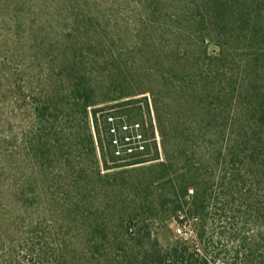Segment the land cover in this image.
<instances>
[{"label":"rangeland","instance_id":"1","mask_svg":"<svg viewBox=\"0 0 264 264\" xmlns=\"http://www.w3.org/2000/svg\"><path fill=\"white\" fill-rule=\"evenodd\" d=\"M190 1L0 0V262L50 264L59 256L56 245L62 243L70 264H118L130 252L122 230L135 225L143 233L152 230L150 242L188 240L207 256L206 264L263 263L262 157L255 154L239 165L254 176L239 174L233 193L232 167L224 155L219 156L227 146L219 133L233 130L228 112L215 115L214 92L203 106L206 92L200 85L192 90L190 82L182 92L176 77L160 78L163 67L183 62L176 48L194 46L197 40L194 33L190 42L197 27L196 5L183 18L165 22L166 13L177 14L183 11L178 6ZM189 16L192 20L187 23ZM206 43L210 54L218 53L216 40ZM231 49L228 66L241 72L248 43L232 42ZM176 70L180 76L177 66ZM252 82L258 87L256 80ZM75 88H88L98 101L89 108V118L68 99ZM47 100L53 109L42 120L35 119L34 102ZM250 106L258 103L247 97L241 106L242 127L255 133L250 145H263V133L256 131L264 123ZM109 112L144 120L153 112L160 133L159 158L155 159L154 148L151 155L114 159L104 136ZM165 150L178 155L166 169L158 166L165 162ZM142 159L150 160L137 163ZM96 161L100 169L109 165L110 173L128 172L113 180L117 188L86 177L82 169L87 167L89 176L94 175ZM177 176L187 186L198 183L202 192L207 190V211L201 222L172 218L153 225L154 211L148 204L156 200L161 210L166 198H158L163 191L147 190L146 184L163 181V189L171 193L166 181ZM252 183L256 185L250 190ZM150 192L154 194L145 199ZM171 197L167 200L173 206ZM106 223L118 231L110 241L97 233L101 227L91 230V225ZM102 243L108 249L113 246L112 258L89 254L92 249L101 252Z\"/></svg>","mask_w":264,"mask_h":264},{"label":"trees","instance_id":"2","mask_svg":"<svg viewBox=\"0 0 264 264\" xmlns=\"http://www.w3.org/2000/svg\"><path fill=\"white\" fill-rule=\"evenodd\" d=\"M194 5L198 8L197 14L193 15V20L197 23V27H193L190 42L195 38L194 33H196L197 40L194 46L189 44L190 46L187 45L189 46L187 48H176V51L181 55L179 56L178 54L179 60H183V62L171 64L168 69L163 67L164 71L161 72L160 78H162L163 81H167L172 77H176L175 79H177L180 86L183 87L181 88L182 92L185 88V84L190 82L192 83V90L198 88L197 86L200 85L199 88L201 91L206 92V94H203L205 96L202 95L201 99L203 106L208 105L207 100L209 94L214 92L215 97L217 98L214 108L215 115L219 118L223 117V114L226 111L228 112L227 121L233 126V130L229 134L225 133V131L219 133V137L220 134H223V138H226L227 144L226 148L221 149L219 156L224 155L227 160V165L232 167L229 171V174L231 175L229 183H231L232 192L235 193L239 181V174L243 172L245 176H254L252 171L247 168L241 170L239 165L247 164V159L256 154L262 157L259 166L264 167V144L250 145L252 144L251 140L254 138L255 133L250 135L247 130L243 129V118L241 117V106L245 104L246 98L249 97L251 102L258 103V106H250L249 109L252 107L255 115H258V119L264 123V0H193L187 2L185 6H178L181 7L179 9H183V11L177 12V14L172 15L166 13L167 17L165 22L169 21L172 23L174 22L175 17L178 19L183 18L187 14V11L190 12L194 10L192 9ZM191 20L190 16L186 18L187 23H190ZM219 27L221 28L220 30L218 29ZM242 39L248 43L249 51L246 54L247 61L245 63V69H241V72L240 69H238L239 72H237L233 69L234 65L228 66V62L232 60L230 59L233 55L231 51L232 42H240ZM210 40H216L219 47L218 53H209L206 42ZM170 42L169 39V43ZM173 44L175 43L173 42ZM172 54L177 55L175 52ZM176 66L181 72L180 76L176 74V72L178 73ZM187 67L190 69H187ZM250 77H252V79L248 81ZM253 80L257 81L256 83H258V87L253 86ZM233 82H235L236 85H234ZM208 86L213 87L212 92H210L211 90L206 91ZM68 99L73 100L76 108L87 118H89V108L98 104V101H96L90 95V92H88V88H83L82 90H80V88H75L73 96H68ZM53 107L54 106H52L48 100L43 104L34 102L35 119L42 120L45 112L53 109ZM94 112L96 113V110ZM258 112H260V115ZM238 124L241 125L242 129L237 130L235 128ZM257 132H262L264 136V128L260 127V130H257L256 134ZM164 137H166L165 132ZM90 139L91 142L94 143L93 135H91V133ZM93 152L95 155L96 149H94ZM155 152L157 156L155 159H158L159 149L157 146ZM151 154L150 151L149 155ZM177 157L176 155L174 156L171 154L168 150H165V162H161L158 166H162L166 169L170 164L174 165L172 159ZM149 160L150 159H142L137 163ZM104 165V168L100 169L99 161H96V167L98 168H95L94 164H92V168L95 171L94 175L90 174L89 176V169L87 167H84L82 171L86 174L87 178L91 179V181L97 177L99 180L104 181V186L112 187L113 189L117 188V185L113 180L117 178L119 174H125L128 172L118 171L110 173L109 170L111 167L106 163H104ZM245 176H242V180L246 179ZM178 178L179 176H177V178L170 177L166 181L170 185L171 193L165 192L163 189L165 187L163 181L156 183L152 180L146 184L147 190L154 188L163 191L157 196L158 198H166L163 205H161V210L156 206V200L154 201L151 199V202L148 204L149 208L154 211L150 217L153 225L162 224L165 223V221L167 223L168 220H171L172 218H182L181 222H186L188 220L201 222L203 219V214L204 212L206 213L208 208L207 190L205 189L202 192L198 183L187 186L181 183ZM260 184L263 189L261 196L264 200V183ZM255 185L256 183H252L249 186V189L253 190ZM191 190L192 193H190ZM154 191L155 194H157V191ZM258 192L260 194V191ZM153 194V192H150V194H147L144 198L149 199ZM171 195L174 197H171ZM139 196L143 195L139 194ZM169 197L172 199L171 202L174 204L173 206L169 205L170 199L169 202L167 200ZM187 198H190V200ZM262 218L264 220V214L262 215ZM138 223L139 221H137V224ZM166 225L168 226L169 224ZM98 226L99 227L91 225L92 233L99 230L101 227V230L97 233L102 234L107 241H110L112 237H117L118 231L108 223L104 226H101V224ZM133 226L135 225L122 230L123 238H126L125 243L128 240V243L126 244L130 252H128L129 254L118 264H206L207 256L200 252L196 246L191 245L188 240L172 237L167 243H163L158 238L150 242L152 230H150V232L148 231V233H143L142 228L137 229L133 228ZM196 235L198 236V233ZM199 235L201 236L200 233ZM146 238L149 242L145 240ZM97 245L98 243H95V247H97ZM56 250L59 252V256L55 257L50 264H70L68 260L69 257L65 256V253H62L65 250L62 243L56 245ZM102 250L105 251L102 252ZM87 251H89V249H87ZM112 252L113 246L108 249L107 245L102 243L101 252L99 249H97V251L92 249L89 251V254L92 255V257L105 254V258L108 260L112 258ZM83 256L87 258V255ZM97 260H101V257ZM4 262L5 264H12L11 261H8V263L3 261L0 262V264H3ZM108 264L110 263L108 262ZM111 264L116 263L112 262ZM261 264H264V261Z\"/></svg>","mask_w":264,"mask_h":264},{"label":"built area","instance_id":"3","mask_svg":"<svg viewBox=\"0 0 264 264\" xmlns=\"http://www.w3.org/2000/svg\"><path fill=\"white\" fill-rule=\"evenodd\" d=\"M104 124V136L107 137L111 155L118 161L149 155L156 146L161 150L160 133L153 112L152 117L145 120L109 112L105 115ZM100 127L103 130L102 124Z\"/></svg>","mask_w":264,"mask_h":264}]
</instances>
